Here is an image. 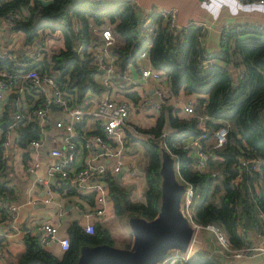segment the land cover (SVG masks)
I'll use <instances>...</instances> for the list:
<instances>
[{"label": "trees", "instance_id": "obj_1", "mask_svg": "<svg viewBox=\"0 0 264 264\" xmlns=\"http://www.w3.org/2000/svg\"><path fill=\"white\" fill-rule=\"evenodd\" d=\"M135 1L0 0V19L9 11L21 14L11 30L22 31L26 45L36 40L40 30L57 34L61 42L60 48L50 53L43 51L31 64L17 66L0 57V66L16 71L35 68L47 73L67 96L80 102L88 92L100 93L104 89L97 80L99 70L92 51L100 43L94 26H108L115 35L110 48L118 73L115 84L125 79L130 65L147 54L152 67L164 76L162 85L168 84L165 88L167 102L161 105L152 123L142 126L131 122L120 127L127 147L133 142L144 150V197L135 199L108 162L99 178L106 189V210L126 218L127 224L130 216L151 219L157 214L161 194L160 146H165L174 157L178 180L193 184L190 207L193 219L200 224L210 222L221 226L233 248L246 246L248 238L239 232L238 226L255 230L264 225V26L229 27L222 31L219 47L207 52L202 44L204 29L201 25L191 23L172 29L155 11L148 14L150 23L145 25L148 18L141 15ZM149 27L152 31L145 35ZM42 42L36 43L44 45ZM18 56L20 62L28 61L24 50L18 51ZM230 63L240 69L238 74L231 70ZM125 94L137 106L138 92L132 90ZM195 94L194 113L188 116L176 101ZM9 100L15 102V95L10 94ZM10 111L7 102L0 116V194L13 199L17 186L13 178L8 177V160L2 157L1 150ZM82 121L78 123L80 129ZM200 123L206 128L204 144L211 155L205 171L194 168L190 148L183 143L187 137L201 133ZM220 126H225L227 133L223 144L216 146L214 134ZM14 129L15 144L22 148L40 135L36 120L27 113ZM95 133L104 135L102 128ZM255 156L261 159L259 173L253 170L251 163L243 164ZM239 174V180L234 183L232 180ZM51 187L69 198L72 207L77 204L90 209L96 205L95 190L81 192L58 179L51 182ZM36 194L37 190L33 195ZM6 218V211L0 207V222ZM91 221L93 230L87 232L84 219H72L64 235L69 247L62 249L58 244L55 251L42 246L36 234L25 232L21 237L22 253L10 264H75L84 244L114 245L116 239L101 218L94 216ZM122 244L129 247L131 241ZM183 264L224 262L215 246L208 248L205 244Z\"/></svg>", "mask_w": 264, "mask_h": 264}, {"label": "built area", "instance_id": "obj_2", "mask_svg": "<svg viewBox=\"0 0 264 264\" xmlns=\"http://www.w3.org/2000/svg\"><path fill=\"white\" fill-rule=\"evenodd\" d=\"M264 2V0H256ZM135 7L139 8L138 1H135ZM152 11L158 12L168 23L169 27L177 28L186 25H179L177 22L178 7L173 6H152ZM21 14L17 11H9L7 16L0 19V31L11 30L15 25V21L19 19ZM148 18V17H147ZM145 25L150 23V19H146ZM250 25L261 28L264 24L252 23ZM202 26V25H201ZM203 27V26H202ZM93 30L99 34L100 43L92 48L94 53V61L99 70V83L104 87L98 97H91L85 95L80 102L73 101L66 95L56 80L47 73H42L35 68H29L25 71L12 70L7 67L0 66V107L4 108L5 104L14 105L12 111L9 112V117L6 122V129L4 137L1 141L2 157L7 158L9 149L12 145L13 138L11 130L16 127L18 122L22 121L25 114L32 119H35L40 129V135L28 141L27 148L36 152L41 148L45 140V129L50 122V115L55 111H61L64 118H60L54 122L57 128H62L64 131V143L60 146H55L50 149V155L53 157V163L47 168L44 176L39 179L46 185L43 196L38 194H31L26 202L30 205L40 202L48 203L54 200V189L51 187L50 178L58 179L63 183L75 187L78 191L95 190L96 205L89 208H80L77 204L75 207L79 208L85 218V230L92 232L93 223L92 216H103L107 208L106 189L103 183L99 180L106 171L107 163H112V168L115 173H119L124 164V149L127 148L122 138L120 127L126 123L130 115L129 103L125 100L115 99L110 95L113 83H117V66L114 58L110 52L111 46L115 42V35L108 27H93ZM152 28L149 27L145 35L150 34ZM46 47L41 43H37L35 48H28L24 50L27 54L28 61L20 62L18 50L13 49L0 54L12 61L15 65H28L31 62L39 59ZM23 51V50H22ZM208 61H204L206 63ZM141 79L144 82H163L161 71L156 68H143L140 70ZM10 94L15 95L14 100H9ZM153 94L156 97H153ZM143 100V107L156 111L159 110L162 104L167 102V95L163 85L154 86L152 94L145 93ZM195 95H188L178 99L176 102L181 103L183 112L190 116L194 113ZM205 96V95H202ZM91 100L95 101V108L93 114L99 119L104 135L95 132L86 133L80 140L81 146L88 152L85 162L80 166H75V155L77 147V138H79L78 123L83 120L84 116L88 114L85 107ZM59 106L58 110L51 107L50 103ZM201 133L198 135H191L187 137L183 143L184 146L190 148V155L195 169L205 171L208 166L210 153L204 144V137L206 136V128L203 123H200ZM0 127V135H1ZM227 129L225 126H220L215 131V145H221L225 141ZM113 142V143H112ZM251 163L253 170L261 172L259 157H250L247 162ZM40 165L36 158L33 162L27 165L26 172L35 173ZM240 174L232 181L237 183ZM185 190L180 201V209L182 213L188 218L190 225L193 228V234L190 244L185 252H179L177 249H171L166 253L164 258L156 264H183L191 255L193 249V242L196 234L201 230H208L212 233L215 242V250L221 253L224 264H230L233 259L238 258H254L264 254V225L257 227L254 232L258 240L249 238V230L243 226H238L241 234L248 238L246 246L241 248H233L230 239L227 237L223 228L215 223L200 224L197 223L191 214V202L193 199V184L189 181L184 183ZM0 207L4 208L7 213V218L0 222V236H12L15 234H24L31 232L36 234L39 243L44 247H49L57 242L62 249L69 247V240L66 236H59V226L63 220L66 212L64 204L59 203L57 212V221L36 223L31 227H23L20 223L19 212L21 203L17 202L7 194H0ZM264 223V221H263Z\"/></svg>", "mask_w": 264, "mask_h": 264}, {"label": "crops", "instance_id": "obj_3", "mask_svg": "<svg viewBox=\"0 0 264 264\" xmlns=\"http://www.w3.org/2000/svg\"><path fill=\"white\" fill-rule=\"evenodd\" d=\"M42 1H50V0H42ZM140 5L141 15L148 17L150 13V7L152 6H177L178 7V16L177 22L179 25L183 26L188 24L189 22H195L201 24L204 29L205 39L202 38L203 47L207 52L216 50L217 48L214 45H217L218 40L221 38V33L223 30L228 29L229 27H240L245 24H256L261 23L264 24V2L256 1V0H137ZM143 16V17H144ZM11 32V30L0 31V54L5 53L9 50L17 49L19 52L22 50H26L28 45L24 44L20 47H12L8 48L7 46V36ZM21 50V51H20ZM143 56V57H142ZM141 57L144 58V63L141 64L139 57L136 62L130 65L129 70L127 71V75L125 79L129 80L131 84L141 85L143 90V96L145 98V93L150 92L152 94V89L154 86H161L164 82H144L140 76V70L143 68H153L147 54H143ZM231 70L234 71L235 75L240 72V69H236L233 67V63L229 64ZM164 80V76L161 77ZM97 80L99 77L97 76ZM120 87H122L124 93L128 92V90L123 87L122 80L118 83ZM112 90L110 91V95ZM116 94L118 92L116 91ZM87 95L95 98L98 97L99 93L96 92H88ZM112 96V95H111ZM153 97H156L153 94ZM181 105V103H179ZM10 109L12 111L13 105L9 104ZM88 114L84 116L81 129L79 128V138H77V147H76V155H75V166L82 165L87 156L88 152L83 149L81 146L80 140L86 133L95 132L96 129L102 128L99 119L92 113L95 108V101L91 100L86 106ZM4 108L0 107V116L3 112ZM58 110V109H55ZM10 111V112H11ZM147 123H152L154 121L155 115L149 114ZM50 122L46 126L45 129V140L41 148L36 152L31 149L25 147H19L15 144V139L17 133L13 128L11 130V135L13 138L12 145L9 149V154L7 156L9 169H8V177L13 178L17 189L15 192V196H13V200L17 199L21 203V208L19 212V221L26 227H31L36 223L41 222H51L55 223L57 221V212L59 203L64 204L66 207V212L63 217V220L59 226V236H64L66 227L70 223V221L74 218L83 217L82 212L79 208L71 206L68 203L69 198L64 196L61 193H54V200L48 203L40 202L37 204H32L34 207H41L39 213H42L41 219L39 221H35L33 219V215L36 212L33 211V206L29 208V205L26 200L31 194L35 193V190L38 191L39 196H43L42 191L45 190L46 185L40 184L42 181L39 179L40 175H45L47 168L53 163L54 159L50 155V149L55 146H60L64 143V131L62 128H57L54 125V122L60 118H64V114L61 111H55L50 116ZM131 144V143H130ZM129 146V145H128ZM141 147V146H140ZM128 148V147H127ZM26 154V155H25ZM145 155V154H144ZM38 159L40 165L35 173L39 174L33 180L30 179V174L26 172L25 165L30 164L35 159ZM131 159L126 158L125 164L120 171L121 173V182L130 189L133 197L135 199H142L144 197L145 191V178L143 175V169L140 172L137 169H134V165H132L134 161V156H131ZM146 158V156H145ZM145 164V163H144ZM144 168V165H143ZM141 177V179H140ZM141 181V185H140ZM139 190V191H138ZM138 191L140 194H137ZM16 201V200H15ZM109 211V209H107ZM110 213V212H109ZM110 215L114 217H118L113 213ZM94 216L91 217V219ZM101 221L110 227L107 223V217L105 215L99 216ZM111 229V227H110ZM114 238L116 236L113 234ZM18 235H22L21 233L15 234L12 236H0V264H10L15 262L20 254L22 253L21 248L23 249V241L22 238ZM249 238L252 240H258L256 237V233L254 230H249ZM129 238L123 240L122 243L128 242ZM49 248V247H48ZM51 250L58 249V243H53L50 248ZM194 251V250H193ZM192 251V252H193ZM12 260V261H10ZM230 264H264V254L256 256L254 258H238L233 259Z\"/></svg>", "mask_w": 264, "mask_h": 264}, {"label": "water", "instance_id": "obj_4", "mask_svg": "<svg viewBox=\"0 0 264 264\" xmlns=\"http://www.w3.org/2000/svg\"><path fill=\"white\" fill-rule=\"evenodd\" d=\"M50 105L54 109L59 108L53 102ZM160 150L161 194L157 214L151 219L136 215L128 217L132 234L129 247L109 243L84 244L80 247L75 264H156L171 249L179 252L187 250L193 228L180 209L185 185L176 176L173 155L165 146H160ZM36 176L39 174L31 173L30 179L33 180ZM117 176L120 177L121 173H117ZM53 180L54 177L49 179L50 182ZM23 227L26 228L25 223Z\"/></svg>", "mask_w": 264, "mask_h": 264}, {"label": "rangeland", "instance_id": "obj_5", "mask_svg": "<svg viewBox=\"0 0 264 264\" xmlns=\"http://www.w3.org/2000/svg\"><path fill=\"white\" fill-rule=\"evenodd\" d=\"M203 38L205 39V35L203 34ZM42 40L43 44L46 46L47 49V53H50L51 51H53L54 49H58L61 47V42L60 39L58 38L57 34L55 33H51L47 30H40L39 34L36 38V40L29 44L30 48H35L36 46V42ZM26 43V41L24 40V35L22 31H18V30H11V32L8 34L7 36V46L8 48H12V47H20L23 46ZM203 44V41H202ZM220 45V39L217 42V45H214L215 48H217ZM143 57V56H142ZM141 57V58H142ZM140 63L143 64L144 63V58H142L140 60ZM122 84L123 87H125L128 91H132L135 90L138 92V94L140 95L136 105H133V102L131 100V97H129V95H126L122 89V87H120L118 84L113 83L112 84V97L115 99H121V100H125L129 103L130 106V115L129 118L127 120V122L125 124H128L131 122L137 123V124H141L142 126H146L147 123V118L148 116H151L149 114L155 115L156 114V109L153 108L154 110L151 109H147L145 107H143V100H144V96H143V90H142V86L141 85H136V84H131V82H129V80L124 79L122 80ZM164 88L168 87V84L163 86ZM116 91L118 92V94H116ZM128 148L124 149V159L126 160V158L129 157V159L133 160L131 158V156H134V161L132 162L134 165V169L138 172L141 173L142 169H143V165L145 163V155H144V150L142 147H140L138 144L136 143H129L128 144ZM141 179V177H140ZM140 185H141V181H140ZM127 187H129L128 185H126ZM130 188V187H129ZM139 191V190H138ZM138 191L137 194H140ZM33 206V211L36 212L35 215H33V219L34 222L35 221H39L41 219L42 213H39L40 208L41 207H34V205H29V208ZM106 215L105 217H107V223L108 225H110L113 234L116 236V242L114 245L119 246V247H124L122 242L124 239L129 238V242L132 241V234L131 231L129 229V226L127 224L126 218L124 217H114L112 215H110V213L108 212V210H106ZM84 217V216H83ZM39 219V220H38ZM81 220V218H80ZM85 221V219H84ZM104 222V221H103ZM109 227V228H110ZM21 237V235H18ZM206 244V246H208V248H211V246H215V242H214V237L212 236V234H210V232H206L205 230H201L199 231L196 236H195V240L193 242V249L194 250L192 252V254H194V252L196 251V249H200L202 247H204ZM50 248V246H49ZM23 249L21 248V251ZM170 251V250H169ZM12 261V260H10Z\"/></svg>", "mask_w": 264, "mask_h": 264}]
</instances>
